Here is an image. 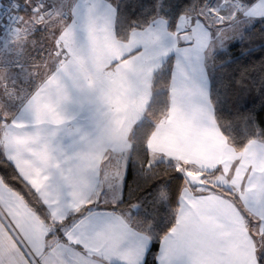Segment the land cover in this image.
<instances>
[{"label": "crops", "instance_id": "1", "mask_svg": "<svg viewBox=\"0 0 264 264\" xmlns=\"http://www.w3.org/2000/svg\"><path fill=\"white\" fill-rule=\"evenodd\" d=\"M52 3L55 12L67 18L55 40L59 61L50 66L40 63L38 75L27 78L19 76L25 62L0 63V149L35 191L40 205H47L45 212L54 223L64 212L94 198L88 192L93 178L113 185L109 199L114 194L118 198L131 131L145 114L152 77L159 69L149 72L148 65L142 66L138 52L144 44L137 40L142 32L145 40H158L167 22L161 18V23L133 30L120 40L110 0H99V6L97 0ZM246 8L251 17L264 16V0H250ZM26 15L22 20L31 14ZM177 24L203 29L201 24L192 25L186 15ZM211 69L209 61V83L198 88L169 82L168 109L146 141L152 163L170 161L182 173L184 169L214 172L204 177L205 186H192L185 179L173 225L184 244L173 247L169 259L172 264H254L261 238L254 235L258 229L249 220L264 218V192L260 190L264 142L249 140L237 152L222 134L209 98ZM211 185L229 189L237 202ZM0 194L28 234L35 225L40 235L44 232L43 243L51 223L36 218L4 186ZM116 221V228L86 241L93 264H125L137 244L148 245L149 236L133 227L130 215L116 213ZM174 238L162 237V247L167 249ZM159 255L163 258L164 253Z\"/></svg>", "mask_w": 264, "mask_h": 264}, {"label": "snow or ice", "instance_id": "2", "mask_svg": "<svg viewBox=\"0 0 264 264\" xmlns=\"http://www.w3.org/2000/svg\"><path fill=\"white\" fill-rule=\"evenodd\" d=\"M220 3L221 0H150V7L140 13V16L145 18L144 23L159 24L163 17L167 22V29L160 30L158 40L151 38L145 40V34L141 33L137 43L144 44L143 51L138 52L142 66L148 65L149 72L152 68H159L162 75L173 85L180 84L188 89L198 88L201 84L209 83V61L214 65V62L220 59L221 66L226 68L232 63V49L239 46L243 56L248 57L251 53L259 61L258 64L245 68L242 75L248 71L255 72L259 68L261 82L264 83V39L261 43L248 47L246 45L252 43L251 37L238 27L240 21L231 25V34L226 31L225 35L218 33L221 28L229 29L231 22H225L215 28L205 23L204 13H210V10L218 7ZM110 5L122 24L128 20L123 11L127 7L126 4H122L121 0H110ZM132 12H135V7L132 8ZM186 14L191 17L192 25L201 24L203 29L179 26L177 21L184 19ZM127 27L141 28L142 25L139 18L133 15ZM60 51L66 53L67 50ZM131 178L132 171L126 166L124 176L120 180L118 198L114 194L112 199H109L108 190L113 189V185L106 180L93 178L88 192L89 195L94 194V198L89 199L83 207L77 206L71 212H64L62 218L54 221L51 229L45 230L43 243L35 236H27L26 242H22L18 237L25 236V233L9 218L10 223L3 224L4 232L0 234V264H93L92 250L86 241L93 234L107 233L116 228L118 226L116 213L120 215L127 213L131 216L143 207L140 198L135 201L132 199L128 186ZM0 180H4V177L0 176ZM5 183L16 191L7 180ZM157 186L154 182L146 189V193L150 195ZM260 190L264 192V183L260 184ZM20 195L23 197L24 194ZM169 202H175L177 205L179 203L175 200L174 194L170 195ZM41 206L47 211V205L42 202ZM157 208L163 210L160 205H157ZM138 223L147 229L151 239L146 247L137 244L126 258L125 264H172L169 259L171 249L176 246L182 247L184 244V237L176 236L177 228L169 225L161 234L155 217L147 211L142 218H138ZM249 223L255 224L258 232L254 235H259L264 241V218L249 220ZM162 235L175 237L170 240L167 249L162 247ZM162 252L163 258L159 255ZM254 264H264V254L254 257Z\"/></svg>", "mask_w": 264, "mask_h": 264}, {"label": "trees", "instance_id": "3", "mask_svg": "<svg viewBox=\"0 0 264 264\" xmlns=\"http://www.w3.org/2000/svg\"><path fill=\"white\" fill-rule=\"evenodd\" d=\"M127 7L123 9L128 20L123 24L115 14L114 30L118 39L126 40L133 30L141 29L149 24L144 23L145 18L140 13L150 7V0H121ZM135 7V12L132 8ZM135 15L139 18L141 28H128L131 17ZM163 18V17H161ZM164 19V18H163ZM166 21V20H165ZM264 17L244 29L246 35L251 37L252 43L246 45L251 47L261 43L264 39ZM211 62V77L209 85V98L213 107L214 118L222 134L226 137L232 147L239 152L244 145L252 139L264 142V83L261 82V73L248 71L242 75L245 68H250L259 61L254 54L248 57L240 53L239 46L232 49V63L227 67L221 66L220 59ZM169 80L163 76L158 69L152 77V95L142 119L134 125L131 131V147L129 151L127 167L132 171V178L128 181L131 189L132 199H141L143 207L141 210L130 216V222L134 228L143 232L151 239V234L145 227L138 223V218H142L147 211L154 216L159 225L161 234L174 225L176 210L178 205L169 202L170 195L174 194L178 200L181 189L184 186L185 178L176 164L170 161H158L149 163V152L146 141L151 134L155 123H157L168 109V86ZM2 118L0 116V127ZM151 165V167H149ZM8 161L0 149V176L6 187L7 180L15 188L14 191L23 202L33 210V212L46 224H50L49 218L40 205L35 191L19 175L15 166ZM214 172L205 174L211 177ZM157 183V188L149 195L146 189L153 183ZM213 190L227 196L237 202L236 196L227 188L217 185L210 186ZM13 191L12 188L8 187ZM23 193V197L20 195ZM127 189L125 195L127 196ZM160 205L163 210L157 208ZM39 213V214H37ZM54 223H51L53 226ZM58 226V225H57ZM163 237V235H162ZM264 254V241L261 240L258 256Z\"/></svg>", "mask_w": 264, "mask_h": 264}, {"label": "rangeland", "instance_id": "4", "mask_svg": "<svg viewBox=\"0 0 264 264\" xmlns=\"http://www.w3.org/2000/svg\"><path fill=\"white\" fill-rule=\"evenodd\" d=\"M3 1L5 0H0V2ZM249 1L250 0H221L218 7L211 9L210 13H204L203 19L205 23L211 24L213 28L224 24L225 22H231L229 29L226 30L221 28L218 35H225L226 31L228 34H231V25H235L236 21H240L238 27L244 30L252 25L256 19L264 17L259 16L254 18L250 16L249 11L246 8ZM50 2L52 3V0H50ZM59 13L60 11L57 13L55 12L48 21L47 19H42L39 23L37 21L40 19L35 17V15H29L25 20H21L19 27L14 34L7 36L0 41V63L17 59L25 62L27 65L19 76L26 78L33 76L35 73L38 75L40 72V63H43V66L45 63H47L48 66L55 63L58 57L57 54L59 55V52L56 54L54 53L57 46L55 41L56 35L67 21V18L63 17L61 14L59 15ZM26 16L27 15H25V17ZM186 16L188 18L187 14ZM34 63L38 64L37 68L33 67ZM0 103L2 104V102ZM149 163L153 164L150 161ZM0 186H4L6 190L11 192L16 198L19 197L18 194L6 187L1 180ZM20 200L22 199L20 198ZM9 218H11V221L16 222L17 227H20L25 233V236L18 237L22 242H26L27 236H35L39 240L43 239L41 237H43L44 232L40 235L38 232L40 228L36 227V225L34 226L35 229H28L29 234L27 233L26 227L17 222V219L13 216L12 209L9 208L0 194V220L3 224H8L10 223ZM36 218L39 217L36 215ZM40 224L43 226L44 223L41 222ZM52 227V225H49L48 229H51ZM13 234L15 235V232H13Z\"/></svg>", "mask_w": 264, "mask_h": 264}, {"label": "built area", "instance_id": "5", "mask_svg": "<svg viewBox=\"0 0 264 264\" xmlns=\"http://www.w3.org/2000/svg\"><path fill=\"white\" fill-rule=\"evenodd\" d=\"M55 8L50 0H5L0 2V41L14 34L26 14L45 20L54 14ZM48 17V18H46Z\"/></svg>", "mask_w": 264, "mask_h": 264}, {"label": "water", "instance_id": "6", "mask_svg": "<svg viewBox=\"0 0 264 264\" xmlns=\"http://www.w3.org/2000/svg\"><path fill=\"white\" fill-rule=\"evenodd\" d=\"M183 176L187 180V182L192 186H205L207 182H205L204 177L205 174L202 172L193 173L186 169L183 170Z\"/></svg>", "mask_w": 264, "mask_h": 264}]
</instances>
